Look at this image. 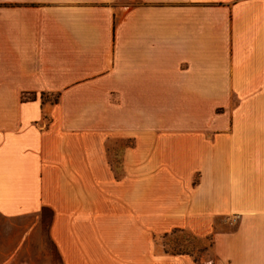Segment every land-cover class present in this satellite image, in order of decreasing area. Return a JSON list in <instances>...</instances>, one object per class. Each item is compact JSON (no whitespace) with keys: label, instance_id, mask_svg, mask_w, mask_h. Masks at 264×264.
Masks as SVG:
<instances>
[{"label":"crops","instance_id":"obj_1","mask_svg":"<svg viewBox=\"0 0 264 264\" xmlns=\"http://www.w3.org/2000/svg\"><path fill=\"white\" fill-rule=\"evenodd\" d=\"M43 210L62 264H264V0H0V218Z\"/></svg>","mask_w":264,"mask_h":264},{"label":"rangeland","instance_id":"obj_2","mask_svg":"<svg viewBox=\"0 0 264 264\" xmlns=\"http://www.w3.org/2000/svg\"><path fill=\"white\" fill-rule=\"evenodd\" d=\"M46 101H53L51 96ZM109 147H121L131 144L128 139L105 140ZM51 214L43 210L40 219L22 217L10 221L0 218V258L12 253L13 264H62L48 237V226ZM39 220V221H38ZM35 224L34 229L30 227ZM30 230V231H29ZM21 239V240H20ZM154 243L157 251L167 254H187L199 260L211 251V239H200L184 231H173L169 234L155 236Z\"/></svg>","mask_w":264,"mask_h":264}]
</instances>
